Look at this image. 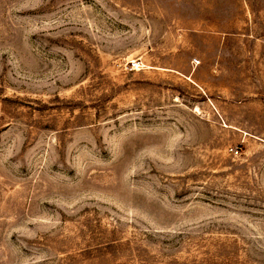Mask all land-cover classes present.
<instances>
[{
  "label": "rangeland",
  "instance_id": "1",
  "mask_svg": "<svg viewBox=\"0 0 264 264\" xmlns=\"http://www.w3.org/2000/svg\"><path fill=\"white\" fill-rule=\"evenodd\" d=\"M0 264H264V0H0Z\"/></svg>",
  "mask_w": 264,
  "mask_h": 264
}]
</instances>
